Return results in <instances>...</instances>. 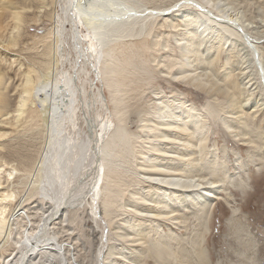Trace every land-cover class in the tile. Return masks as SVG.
Instances as JSON below:
<instances>
[{"label": "rangeland", "instance_id": "1", "mask_svg": "<svg viewBox=\"0 0 264 264\" xmlns=\"http://www.w3.org/2000/svg\"><path fill=\"white\" fill-rule=\"evenodd\" d=\"M63 1L29 0V16L27 17L29 24L27 23L24 30H21L22 38L18 40L19 45L16 50L14 49L15 53L8 52V55L5 56L6 63L3 64L6 67L9 63L13 66L10 74L7 69L4 68L3 70L4 78L8 81L10 96L9 120L13 119L18 93L21 91L19 87L21 75L18 72L27 70L29 67V70L33 69L35 72L33 79L38 76L43 77L46 67L44 53L48 50L50 55L48 58L51 56L54 58V46L56 47L57 44L60 46V51L57 52V57L60 58L58 76L60 74L62 77V73L68 72L73 79V74H75L76 80L73 79V82L75 87L77 85L76 92L79 86L78 79L80 86L81 82L84 84V90L88 89L87 79L93 82L92 67L89 66L83 72L88 74L82 73L80 74L81 79L78 78V71L85 59L80 58L77 43L75 42L74 45L72 43L71 25L67 22V17L62 10ZM195 1L198 2V5L192 0L188 3L183 2V0H139V2L134 3V6L139 7V9H130L126 13L131 12L133 16L145 17L153 10H160L165 16L156 19L151 30L147 31V35L143 32L139 36L124 38L120 42L121 50L113 55L116 59L117 74L125 76L120 80L124 93L115 94L120 102L117 108L121 111V115L118 117L115 112L112 113V108L107 103L102 104L104 108L101 104H99L100 106L96 105V102L91 99V88H89L86 104L88 103V107L93 109L89 112L102 114L101 116L112 123L106 132L107 135L112 128H116V125L121 126L127 134L132 149L129 159L132 160H129L127 164H122L118 168V175H115L117 178L126 177L128 184L133 183L136 173L139 172L134 157L138 145L135 141L142 135L140 125L149 126L143 120L160 121L156 113L161 104L160 100H157L158 98H165L172 104H179L178 100H183L182 103L185 106L193 104L199 109L209 103L212 108L218 109L214 117H209L214 119H210L207 123L208 135L203 155L205 158L214 157L217 163L222 161L226 175L234 183L238 179L242 180L246 186L245 190L241 193L232 185L226 186L227 190L222 187L221 190L218 189V193L215 195L216 199H210L211 209L207 218L205 217L204 226L200 227L201 230L198 227L199 221H196L193 215L190 216L192 209L184 207L179 209L177 213L179 219L176 221L173 217L154 221L158 230L156 232L157 237H154L158 238L159 241L168 242L172 249L175 246V241H171L167 235L171 234L180 239L183 250L189 257V263L184 264H200L204 258L206 264H264V63L262 61L264 58V0H213L217 9L224 10L228 15H239L237 30L242 40L239 46L237 44L228 48L226 44H220L218 49H215L217 43L212 37L207 47L202 45L200 48L199 44L194 43L195 54L192 56L193 64L190 67V73L195 77H200L201 74L206 77H201L207 83L204 90L174 79L180 68L179 62L185 61L182 55L185 51L184 45L188 43L186 26H179L181 17L186 13L194 14L202 11L205 7L200 6L199 3L207 2V0ZM209 1L207 4H212V1ZM180 2L183 6L178 8ZM58 25L63 26L62 32ZM80 25L79 23L77 26L80 27ZM81 28L77 30L82 33L85 28ZM84 33L83 35H85ZM76 45L77 47H75ZM75 49L77 51L74 52ZM51 51L53 53H50ZM2 55L4 54L2 53ZM238 58L246 62V67H250L252 71L251 74H247L248 80H250L249 84H246L239 66H237ZM123 59L128 65L122 64ZM211 59H213V64L209 66L208 62ZM224 67L231 73V80L224 81L222 78ZM195 80L196 78L193 81ZM211 87L212 90L218 88L220 93L211 94V91L209 92ZM102 93L104 94L103 91ZM104 97L106 100L105 94ZM78 99L79 101L74 106L76 110L74 115L77 121L73 122V125L64 123L61 133L65 138L61 137L62 142L77 137L76 141L73 139L74 143L71 142L74 147L73 145L71 148L68 147V150L73 149V153L78 146L82 150V142H87L85 128L80 116V113L84 114V107L86 106L83 105L82 112H80L82 105H80V97ZM241 99L243 102L237 103ZM29 100L27 112L20 118L22 124L19 122L16 125L21 124V126L12 132V137L5 141L3 148L1 147L3 154L0 156L2 157L0 163L8 169L7 174H2V181H6L10 171L12 173L10 179L3 185V192H6L10 200L8 209L12 213L9 218L8 233L6 232L7 235L0 244V256H8L11 253L21 234L35 231L36 227L38 229V225L44 227L40 220H44L43 214L51 204V201L47 199L50 195L44 194L43 187V177L46 178V171L47 169L50 170L53 157L51 156L52 150L47 157L45 156L49 143L46 140L47 136L43 126L44 119L41 117L44 114L42 113L44 107L36 101L35 96ZM82 100L85 98L83 97ZM234 100L240 113H238V109H226L225 104ZM239 115L243 119L237 118ZM7 130L11 131V129ZM237 134L239 135L237 136ZM104 136L106 137V135ZM245 138H248L252 143L245 142ZM76 144L77 146H75ZM66 150L67 145H61L60 153L63 152L64 155ZM194 151L195 157H198V149L196 148ZM147 152L148 150L144 151L145 155ZM88 153L91 158H88V162L82 160V168L77 172V176H74L75 173L73 172L77 159L71 161L70 158H65L64 163L63 160L59 163L61 172L66 173L67 171L64 177L67 176L66 179L69 180V189L66 192H68L67 204L71 209L67 208L66 215L62 220L55 217L57 219L48 222L44 232L42 230L41 233L47 238H53L55 243L62 246L61 254L50 252L56 255L55 259L43 258V255L39 254L29 264H99L100 247L103 246L106 249L108 242H117L118 240L117 236L114 237L112 234L109 236L110 231L113 233L112 226L119 225L118 228L121 231L127 230L126 225H130L127 221L128 218L131 219V222L134 221L136 215L133 212L126 214L121 210L110 214L114 223L116 222L112 226L109 225L107 219L102 218L98 200L92 199L86 187L91 178L96 182V176L93 178L94 172L97 174L100 169L103 172L106 167L101 168V156L99 155L100 161L96 160L97 164L94 168L95 160L91 152ZM192 163L196 164V161L193 160ZM121 174L122 176H119ZM49 177L52 186H54L52 190L54 194L51 196L57 198L59 195L57 192H64V182H60L61 185L56 184L52 174ZM204 184L206 185V181L203 182ZM64 188L66 187L64 186ZM43 196L46 198L42 199ZM120 198L121 200L124 199V204L128 199L132 200L130 192L126 193L125 196L120 195ZM141 214L143 217L145 211H142ZM188 216L190 219L185 220V224L180 222V218H187ZM231 216L233 218L232 224L229 223ZM199 220L202 224L204 218ZM145 222L148 223V221ZM173 222L178 225L173 224ZM199 240L200 242L196 243ZM196 244L197 246H195ZM49 247L50 250L53 249V247ZM141 250H138V253H142ZM37 253L39 252L37 251ZM14 254L16 252L12 255ZM140 256L141 259L139 258L138 264H153V260L148 258L146 254ZM18 258L19 256H16L12 264L19 261ZM135 259L138 260V258ZM168 263L179 264L177 260L172 259ZM100 264L102 263L100 262Z\"/></svg>", "mask_w": 264, "mask_h": 264}, {"label": "bare ground", "instance_id": "2", "mask_svg": "<svg viewBox=\"0 0 264 264\" xmlns=\"http://www.w3.org/2000/svg\"><path fill=\"white\" fill-rule=\"evenodd\" d=\"M189 1L190 0H183L185 3ZM192 1L196 2L195 4L198 5L197 1ZM211 1L212 4H207L210 2L209 0H207V2L204 1V4L199 3L200 6L205 7L203 9L205 12L202 10L194 14L186 13L181 17L179 23V26H186L188 30V43L184 45L185 51L183 50L184 52L182 55L185 61L179 62L178 66L180 68L174 79L193 85L201 90L207 87L206 80L204 82V80L201 79V77H204L203 74H201L200 77H195V75L190 73V67L193 64L192 56L195 54V48L193 47L194 43L199 44L200 48L202 45L207 47L212 37V39L215 38L217 43L215 49H218L220 48V44H226L228 48H232L237 44L239 46L242 40L237 30L239 15H228L224 10L216 8V5H214L215 1ZM63 2L62 10L67 17V22L71 25L70 37H73L72 43L73 45L75 42L77 43V50L80 52H78L81 56L80 58L85 59V62L83 61L82 67L78 71V78H80V74L87 69L86 67L89 66L90 68L92 67L93 82L87 79V84H89L88 89L84 90V84L81 82L80 86V81L78 79L79 86L76 92L77 85L75 87L73 82V79L76 80L75 74H73V79L68 72L62 73V77L60 74L58 76L60 58L57 57V52L60 51V46L57 44L56 47L54 46V58L53 56H51V58L49 57L50 59L48 58V56H50L48 50L44 53L46 67L44 68L43 77L38 76L36 79H33L32 77L35 72L33 69L29 70V67L27 70L18 72V74L21 75V83L19 85L21 91L18 93L13 119L9 120L8 111L10 110V96L7 86L8 81L4 78L3 70L4 68L7 69L10 74L13 66L10 63L8 67L3 64L4 62L6 63L5 56L8 55V52L15 53L14 49L16 50L19 45L18 40L22 38L21 30H24L28 23L29 0H0V54H4L2 57L0 55V156L3 154L2 148L5 141L9 140L12 137V132L21 126L22 122H20V118L26 114L28 102L30 101L29 99L32 100L34 96L36 97V101L41 103L44 107V111L42 112L44 114L41 117L44 119L43 126L45 127L44 130L47 136L46 140H48L49 143V147L46 148L47 151L45 156L47 157L51 150V156H53L50 170L47 169L46 171V178L42 175L44 179V194L50 195L47 199L51 201L50 206L43 214L45 217L44 220H40V223L42 222L44 227L37 224L38 229L37 227L35 228V231L37 230L36 232L33 231L29 233L28 231L25 232L26 235L24 233L21 234L15 242L16 246L11 253L8 256H0V262L1 264H12L16 256H19V261L15 264H29L32 260H35V257L39 254L47 259H55L56 257V255L50 252L61 254L62 246L55 243L53 238H47L41 233L42 230L44 232L45 225L48 222L57 219L55 217H58V220H62L64 215H66L65 212H67V208L71 209L67 204L68 192H66V190L69 189V180L66 179L67 176L66 178L64 177L67 171L66 173H62L59 168V163H61L62 160L64 163L65 158H70L71 161L77 159L73 167L74 176H77V172L82 168V160L84 159V161L87 160L88 162V158L90 157L88 152H91L95 160L94 168L99 160V155L101 156V161L99 160L100 163H102L101 168L106 167L103 172L102 169H100L97 174H95L93 169V178L96 176L97 180L95 182L94 179L91 178L86 187L92 199L98 200L97 203L100 207L102 218L107 219L109 225L112 226L114 220L110 217V214L113 212H120L121 210L126 214L133 212V214L136 215L133 222L128 218L127 221L130 225H126L127 230L121 231V229L118 228L119 225L112 226L113 233L110 231L109 236H111V234L114 237L117 236L118 240L117 242H108L106 249H104L103 246L100 247L98 254L100 260H98V262L100 261L102 264H138L139 258L141 259L140 255L146 254L148 258L153 260V264H169L168 262L171 259L174 261L177 260L179 264L189 263L188 254L184 252L180 239L173 237L171 234L167 235L171 241H175V246L172 249L168 242L165 243L166 241L163 240L159 241L158 238L154 237L158 235L156 233L158 231L156 222L154 221L172 217L174 221H176L179 219L177 215L179 209L189 207L192 209L190 216L192 217L193 215V217H195L194 219L199 221L198 227L200 228L204 226L203 222L205 223L211 209L210 199H216L215 195L218 193V189L232 185L239 189L241 193L244 192L246 186L243 184V181L238 179V181L234 183L223 170L224 166L221 163L222 161L217 163L214 157L205 158L203 155L208 135L207 123L210 119H214L209 117H214L218 109L215 110L216 108H212L209 103H206L199 109L193 104L185 106L184 103H182L183 100H178L180 102L179 104H172L165 98H158L157 100H160L161 104L160 107L158 106L156 113L160 121L153 122L151 120H143V122L149 124V126L140 125L142 135L135 141L138 145L137 153L134 158L136 159L139 172L136 173L133 183L130 184L126 182V177L117 178L115 174L118 175V168L122 164H127L129 160H132L129 159L131 157V155H129L130 150H132L129 138L119 125H116V128H112L110 131L111 133L109 132L107 135L106 132L112 123L101 116L102 114L89 112L93 111L91 107H88V103L86 104L89 88L92 89L91 99L96 102V105L100 106L99 104H101L102 107L104 105L101 100L102 90L106 95L107 105L109 104V107L112 108L111 112H115L116 116L121 115V111L117 108L120 102L115 94L118 92L124 93L120 80L125 76L117 74L116 59L113 55L119 53L121 50L120 42H122L124 38L139 36L143 32L147 35V31L151 30L156 19L165 15L162 14L160 10H153L145 17L141 15L133 16L131 12L126 13L130 9L138 10L139 7H135L134 3L139 2V0H64ZM180 4L178 8L183 6L182 2H180ZM41 8H43V6H41ZM193 16L194 18H191ZM79 23L81 24L80 27L77 26ZM62 27L60 26L61 32L63 31ZM81 27L85 28V31H83L85 35H83V32L81 33V31L79 32L77 30ZM240 30L243 31L241 28ZM77 45L75 47H77ZM77 50L75 49L74 52ZM50 53L53 52L51 51ZM262 61L264 63V58ZM236 63L237 66H239L240 73L246 84H249L250 80H248L249 76H247V74H251L252 72L250 67H246V62H243L240 58H238ZM122 64L124 66L128 65L124 59L122 60ZM212 64L213 59L208 62L209 66H212ZM205 66H207L206 63ZM83 74L86 75L88 73ZM230 75L231 73L224 67V73L222 74L224 81L231 80ZM195 78L196 80L193 81ZM209 92L211 94H216L220 93V90L218 88L212 90L211 87L209 88ZM78 97H80V105H82L79 111L82 112L83 105L86 106L84 107V114L80 113V116L85 128L87 142H82V150H80L81 148L78 146L77 150L73 153V149L68 150V147L71 148V145L74 147V144L71 142L73 139L76 141L77 137L67 141L63 140L62 142L61 137L64 138V136H62L61 133L64 123H71L73 125V122L77 121L74 115L76 113L74 106L79 101ZM83 97L85 100H82ZM242 102L243 99L237 103L241 104ZM225 105L227 110H239L235 100ZM169 110H172V112H169ZM238 113H240V110ZM240 117V115L237 116V118ZM241 119H243V117H241ZM19 122L21 124L16 126ZM88 125L91 129V138L86 131ZM14 127L16 128L14 129ZM7 129H11V131ZM104 135H106V137ZM238 135L239 134H237V136ZM244 140L245 142L247 141L248 144L252 143L248 138ZM53 141L54 143H52ZM63 144L67 145V150L64 155L63 152L60 153L61 145ZM57 145L58 148H56ZM75 146H77V144ZM196 148L199 152L198 157H195L194 150ZM146 150H148V152L145 155L144 151ZM1 158L2 157H0V159ZM193 160L196 161V164L192 163ZM45 161L46 159L44 162ZM7 171L8 169L5 168V165L0 163V244L4 241L8 233L9 218L12 213H10L8 209V202H10V200L6 192H3L4 183H6L12 175L9 170V177L6 181H2V174H7ZM50 174H52L56 184L61 185L60 182H64V192L62 191L63 189L61 190L62 193L56 191L57 194H59L57 198L51 196V194H54V191H52L54 186H52V181L49 179ZM119 176H122V174ZM204 181H206V185H203ZM64 186L66 188H64ZM129 192L131 193L132 200L128 199L126 204H124L125 197L121 200L120 195L125 196V194ZM45 198V196L42 197V199ZM122 204H124V206H122ZM142 211H145L143 217H141L143 215L141 214ZM25 218L27 217L25 216ZM203 218L204 220L201 224L199 219ZM187 219H190V217H182L180 218V222H184ZM145 221H148V223ZM229 223H233L232 216ZM114 224H116V222ZM173 224L178 225L176 222H173ZM27 226H29V224H27ZM102 241L104 242V239ZM199 242L200 240L198 242L196 241V243ZM49 246L53 247V249L50 250ZM195 246H197V244ZM138 250H141L142 253H138ZM37 251L39 253H37ZM14 252H16V254L12 255ZM135 258H138V260ZM206 263L204 258L200 264Z\"/></svg>", "mask_w": 264, "mask_h": 264}, {"label": "water", "instance_id": "3", "mask_svg": "<svg viewBox=\"0 0 264 264\" xmlns=\"http://www.w3.org/2000/svg\"><path fill=\"white\" fill-rule=\"evenodd\" d=\"M101 100H102L103 104H106V100H105V97H104V94L102 93V91H101ZM86 131H87L88 136H90V138H91V129H90L89 125H88Z\"/></svg>", "mask_w": 264, "mask_h": 264}]
</instances>
